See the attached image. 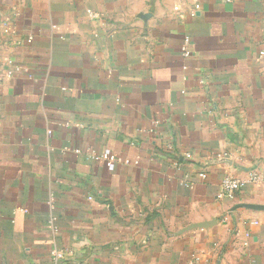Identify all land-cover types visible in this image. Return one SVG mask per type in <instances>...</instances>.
Here are the masks:
<instances>
[{
    "label": "crops",
    "instance_id": "obj_1",
    "mask_svg": "<svg viewBox=\"0 0 264 264\" xmlns=\"http://www.w3.org/2000/svg\"><path fill=\"white\" fill-rule=\"evenodd\" d=\"M262 52L264 0H0V264H264Z\"/></svg>",
    "mask_w": 264,
    "mask_h": 264
},
{
    "label": "built area",
    "instance_id": "obj_2",
    "mask_svg": "<svg viewBox=\"0 0 264 264\" xmlns=\"http://www.w3.org/2000/svg\"><path fill=\"white\" fill-rule=\"evenodd\" d=\"M195 8L196 9L199 8V5L196 4ZM188 42L189 40L188 38H186L183 48H182L185 56L189 55V52L187 49ZM75 151L78 152L79 150L76 149ZM104 157L109 159L110 161L114 159L113 156L108 157L104 155ZM200 176L203 178L206 177L205 173H200ZM259 179H260V175L257 172H252L248 178H238V177H233V176H227L223 179L222 184H221L222 186L221 195L228 196V197H234L237 191L245 188L247 184H249L250 182L258 181ZM52 255L55 259H60L64 257V252L54 250L52 252Z\"/></svg>",
    "mask_w": 264,
    "mask_h": 264
},
{
    "label": "water",
    "instance_id": "obj_3",
    "mask_svg": "<svg viewBox=\"0 0 264 264\" xmlns=\"http://www.w3.org/2000/svg\"><path fill=\"white\" fill-rule=\"evenodd\" d=\"M198 226H206V224H200V225H198Z\"/></svg>",
    "mask_w": 264,
    "mask_h": 264
}]
</instances>
